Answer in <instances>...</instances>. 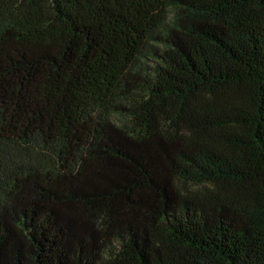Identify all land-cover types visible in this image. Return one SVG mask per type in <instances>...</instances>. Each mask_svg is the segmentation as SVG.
Here are the masks:
<instances>
[{
  "label": "trees",
  "instance_id": "trees-1",
  "mask_svg": "<svg viewBox=\"0 0 264 264\" xmlns=\"http://www.w3.org/2000/svg\"><path fill=\"white\" fill-rule=\"evenodd\" d=\"M0 264H264V0H0Z\"/></svg>",
  "mask_w": 264,
  "mask_h": 264
}]
</instances>
